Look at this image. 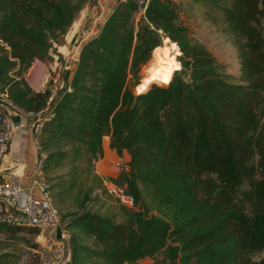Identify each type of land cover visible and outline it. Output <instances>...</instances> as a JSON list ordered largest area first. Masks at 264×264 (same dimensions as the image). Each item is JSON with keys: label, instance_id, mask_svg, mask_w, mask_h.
Wrapping results in <instances>:
<instances>
[{"label": "trees", "instance_id": "trees-1", "mask_svg": "<svg viewBox=\"0 0 264 264\" xmlns=\"http://www.w3.org/2000/svg\"><path fill=\"white\" fill-rule=\"evenodd\" d=\"M88 1L0 0V79L26 113L44 110L51 92L32 90L25 74L35 61L53 60ZM140 1L120 4L80 49L39 139L46 182L69 169L54 194L49 184L55 206L77 189V211L60 219L70 238L66 264L159 257L164 264H264L254 260L264 253V0H198L236 49L237 78L193 39L180 3ZM165 41L182 53L180 69L166 85L136 94L143 67ZM105 138L111 151L129 156L127 168L106 180L94 173ZM104 181L124 188L134 208L90 212ZM8 230L41 235L27 226ZM18 260L0 253V264Z\"/></svg>", "mask_w": 264, "mask_h": 264}, {"label": "rangeland", "instance_id": "rangeland-1", "mask_svg": "<svg viewBox=\"0 0 264 264\" xmlns=\"http://www.w3.org/2000/svg\"><path fill=\"white\" fill-rule=\"evenodd\" d=\"M176 3L182 5L181 19L183 23L190 29L191 35L194 40L205 44L207 48L212 52L216 59L226 66V71L233 78H237L240 75V65L238 60V54L228 36L222 32L221 28L215 25L209 19L206 9L200 4L198 0H173ZM170 44L165 41L162 48L169 49ZM179 50V49H178ZM167 56H176L177 51H167L162 53L161 58L166 59ZM168 57V58H170ZM160 61L154 57L151 62L143 67L140 77L142 84L143 80L149 74V70H156L160 67ZM174 74V73H173ZM172 74V76H173ZM171 76V77H172ZM62 79L60 75L59 81ZM66 82V77L62 79ZM50 81V80H49ZM56 83L51 80L49 88L55 86L60 91L61 83ZM140 84L138 86H140ZM158 84V83H156ZM138 86L133 87V91L137 94ZM104 143H107L105 138ZM127 168V160L124 157H118L116 155L111 156L108 152L104 153V156L95 164L94 173L106 180L108 177L117 176L123 169ZM69 169L65 167L63 170L52 172L48 181L51 186V191L54 194L58 191L56 185L60 183H66V174ZM3 176V175H2ZM59 177H62L61 179ZM5 182V179L0 178V185ZM91 185L89 182L87 186ZM77 189L71 192V194L61 203L57 202L56 207L61 213V217L67 213H74L77 211V205L75 202ZM92 198L96 201L88 205V209L92 213L99 215H117L120 211V203L111 197L105 190L97 191L93 193ZM121 221V219H118ZM8 223L5 221L4 216L0 215V253H11L19 259L18 264H62L67 259L68 249L58 246L56 243L51 242L50 239L43 236H37L36 234L24 230L21 232H13L8 230ZM264 257V253H259L254 256V260L258 261ZM15 259V258H12ZM137 264H164L161 262V258L156 259H144L137 262Z\"/></svg>", "mask_w": 264, "mask_h": 264}, {"label": "built area", "instance_id": "built-area-1", "mask_svg": "<svg viewBox=\"0 0 264 264\" xmlns=\"http://www.w3.org/2000/svg\"><path fill=\"white\" fill-rule=\"evenodd\" d=\"M119 5L125 3L126 0H118ZM148 0H141V6L146 5ZM118 5V6H119ZM99 21V18L97 19ZM101 21V19H100ZM98 34L97 31H82L78 48L81 49L88 40ZM78 61V59H77ZM76 61V63H77ZM57 81H54L56 83ZM62 85L59 87L61 88ZM51 96L47 103V107L40 112L27 113L30 120V131L37 153L41 151L39 142L43 128L48 121L51 111V102L58 95V88L53 86L50 88ZM18 108L10 99L8 87L0 79V160L3 158L7 144L14 134L15 125L13 124L11 113L19 112ZM43 155L37 156L34 175L31 179L30 186L25 188L12 178L5 179L0 185V215L4 216L5 221L11 226H27L40 230L43 237H47L51 242L58 246L67 248V259L69 260V233L65 231L60 224V214L53 203L52 194L49 184L46 182L43 174ZM36 189L39 196L35 197L32 191ZM104 190L120 205L129 209L134 208V199L126 193L124 188L114 185L112 182L104 181ZM58 228L62 229L61 238H57Z\"/></svg>", "mask_w": 264, "mask_h": 264}, {"label": "crops", "instance_id": "crops-1", "mask_svg": "<svg viewBox=\"0 0 264 264\" xmlns=\"http://www.w3.org/2000/svg\"><path fill=\"white\" fill-rule=\"evenodd\" d=\"M118 5V0H91L86 2L68 33L64 36L63 43L55 45L51 51L50 56L53 60L48 63L37 60L25 74L24 78L29 87L35 92H43L49 88L51 80L53 82L59 81L60 75L62 79L66 76L70 79L79 56L80 33L82 31H97L99 33L105 21ZM98 18L99 21H97ZM62 79L59 81L61 85L63 84ZM11 118L15 129L3 158L0 160V173L4 179L12 178L21 186L28 188L34 175L38 156L30 131L31 118L23 110L11 113ZM107 150L111 156H118L110 150L109 138H107V143H104V153ZM123 157L127 162L129 161L127 154H124ZM32 194L35 197L39 196L36 189L32 191Z\"/></svg>", "mask_w": 264, "mask_h": 264}, {"label": "bare ground", "instance_id": "bare-ground-1", "mask_svg": "<svg viewBox=\"0 0 264 264\" xmlns=\"http://www.w3.org/2000/svg\"><path fill=\"white\" fill-rule=\"evenodd\" d=\"M173 44L170 43V51H174L176 52L177 50L174 49L172 47ZM168 48H158L155 50L154 52V57H156V60L160 61L159 64H160V67L158 69H152V70H149V74L148 76L146 77V79L143 80L142 83H145L147 82V86L149 87L151 84L153 83H158V84H162V85H166L167 83H165V79L167 78V81H170L171 79V76L172 74L176 71V70H179L175 67L176 64H179L180 63L178 62V60L176 59V56H167L166 54V59H162L161 58V54L162 53H167V51H169ZM170 57V58H168ZM141 85V84H140Z\"/></svg>", "mask_w": 264, "mask_h": 264}, {"label": "clouds", "instance_id": "clouds-1", "mask_svg": "<svg viewBox=\"0 0 264 264\" xmlns=\"http://www.w3.org/2000/svg\"><path fill=\"white\" fill-rule=\"evenodd\" d=\"M172 47L177 50V55H182V53L179 52L177 45L173 44ZM175 67L177 69H179L181 67V65L176 64ZM167 82H169V81H167ZM148 90H149V88L147 86V82H145V83H142L140 86H138L137 92H138V94H141V93H146Z\"/></svg>", "mask_w": 264, "mask_h": 264}, {"label": "water", "instance_id": "water-1", "mask_svg": "<svg viewBox=\"0 0 264 264\" xmlns=\"http://www.w3.org/2000/svg\"><path fill=\"white\" fill-rule=\"evenodd\" d=\"M61 233H62V229L58 228L57 230V238L60 239L61 238Z\"/></svg>", "mask_w": 264, "mask_h": 264}, {"label": "snow or ice", "instance_id": "snow-or-ice-1", "mask_svg": "<svg viewBox=\"0 0 264 264\" xmlns=\"http://www.w3.org/2000/svg\"><path fill=\"white\" fill-rule=\"evenodd\" d=\"M174 47V46H173ZM167 82V78L165 79V83Z\"/></svg>", "mask_w": 264, "mask_h": 264}]
</instances>
